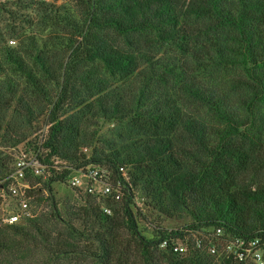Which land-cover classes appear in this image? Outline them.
I'll use <instances>...</instances> for the list:
<instances>
[{
    "label": "trees",
    "instance_id": "16d2710c",
    "mask_svg": "<svg viewBox=\"0 0 264 264\" xmlns=\"http://www.w3.org/2000/svg\"><path fill=\"white\" fill-rule=\"evenodd\" d=\"M33 11L37 32L8 31L33 25ZM21 145L45 167L27 194L47 195L62 230L34 215L0 224V264L34 249L40 264H230L161 249L164 227L146 211L264 235V0H0L4 192ZM88 166L110 171L123 198L86 193L64 217L53 186Z\"/></svg>",
    "mask_w": 264,
    "mask_h": 264
},
{
    "label": "built area",
    "instance_id": "2783aa9c",
    "mask_svg": "<svg viewBox=\"0 0 264 264\" xmlns=\"http://www.w3.org/2000/svg\"><path fill=\"white\" fill-rule=\"evenodd\" d=\"M42 141L38 143L40 150ZM37 152L20 150L15 155L10 174L2 181H8L7 192L15 199L18 211L9 214L5 224L19 223L25 217H32L29 212L30 189L27 175L45 178V167L39 159ZM89 157V151L82 149ZM118 173L127 181V169L119 166ZM67 185L71 189L84 188L85 192L96 199L109 198L113 203H119L123 198L120 183H112L110 171L88 166L85 170L77 171L71 176ZM2 189V188H1ZM3 191V190H2ZM101 210L106 215H111L110 207L102 205ZM165 238L160 242L161 249H168L173 253L183 256L189 249H196L206 254L214 263L230 264H264V235L255 237L233 236L221 227L193 229L183 226L164 227ZM180 235V236H177Z\"/></svg>",
    "mask_w": 264,
    "mask_h": 264
},
{
    "label": "rangeland",
    "instance_id": "374dc122",
    "mask_svg": "<svg viewBox=\"0 0 264 264\" xmlns=\"http://www.w3.org/2000/svg\"><path fill=\"white\" fill-rule=\"evenodd\" d=\"M45 3H56V5H60L62 3H73V0H40ZM28 12H21V15H25ZM31 15V23L32 24H15L12 26L9 23L7 24V29H9L13 32H15V35L18 34H27L28 36L37 32L39 29L37 28V13L33 11L32 14H27ZM23 23V22H22ZM2 26V25H1ZM33 26V28H31ZM5 27V26H4ZM46 34V33H45ZM24 37V36H23ZM21 37H19L20 39ZM23 39V38H22ZM10 40V39H9ZM12 42H9V44H12L13 46L16 44V41L14 38L11 39ZM45 117H41L35 124H34V129H35V134H33L29 140L32 142L36 141H42L40 140L42 137H44V134L46 132V127H45ZM107 128V125L104 126L103 130ZM102 130V131H103ZM6 153H10V149L8 148H2ZM13 150V149H12ZM23 151V145L19 146V150ZM41 184L36 185V187H40ZM47 195L44 193H32L31 196L29 197V212L31 215L34 216H39L42 218L44 221H48V225H52L54 229H60L59 223L55 222L53 219V205L52 201L49 200ZM53 196H54V201L56 203V208L60 211V213L65 217L66 214H70L71 212H77V210L80 207H84L86 205V201L88 198L86 197V192L84 188L75 190L71 189L64 184H56L53 186ZM42 200H39V199ZM141 204V203H140ZM18 211L17 209V203L14 198L8 195V193H5L2 191L0 187V224L3 225L4 221L8 218L9 214L12 212ZM146 217L151 221H161V226L163 227H176V226H183L188 224L190 220L189 217H184L182 219H177V218H166L164 216H159L155 213L152 212L150 209L147 208L146 211ZM148 223V222H147ZM51 226V227H52ZM78 226V224H77ZM62 227V226H61ZM143 227V226H142ZM39 250H33V252L29 253L26 251L15 253L13 256H10L11 260L14 263L17 264H40L42 262V254L40 253ZM67 264V263H66ZM69 264H91L89 261H85L84 263H69Z\"/></svg>",
    "mask_w": 264,
    "mask_h": 264
}]
</instances>
